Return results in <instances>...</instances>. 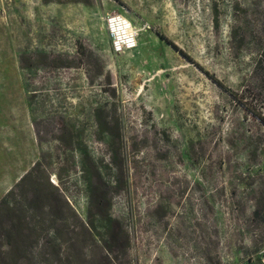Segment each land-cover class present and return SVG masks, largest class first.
Instances as JSON below:
<instances>
[{
	"label": "rangeland",
	"instance_id": "1",
	"mask_svg": "<svg viewBox=\"0 0 264 264\" xmlns=\"http://www.w3.org/2000/svg\"><path fill=\"white\" fill-rule=\"evenodd\" d=\"M113 12L151 26L134 49L114 51ZM252 110L264 0H0V199L40 160L86 219L97 169L130 237L118 264H241L264 246Z\"/></svg>",
	"mask_w": 264,
	"mask_h": 264
},
{
	"label": "trees",
	"instance_id": "2",
	"mask_svg": "<svg viewBox=\"0 0 264 264\" xmlns=\"http://www.w3.org/2000/svg\"><path fill=\"white\" fill-rule=\"evenodd\" d=\"M160 35L229 94L238 97L214 73ZM261 65L258 61L257 68ZM252 111L264 123V114ZM85 180L90 207L83 219L60 185L50 180L48 167L36 161L0 199V264H118L119 256H127L130 237L107 207L102 189L106 182L97 169Z\"/></svg>",
	"mask_w": 264,
	"mask_h": 264
},
{
	"label": "built area",
	"instance_id": "3",
	"mask_svg": "<svg viewBox=\"0 0 264 264\" xmlns=\"http://www.w3.org/2000/svg\"><path fill=\"white\" fill-rule=\"evenodd\" d=\"M106 20L112 38V47L116 52L134 49L138 45L140 32L151 29V26L147 22H144L141 26H137L126 13H110L107 15ZM120 25H124L126 27L125 30L129 31L130 34L119 32L117 28ZM241 264H264V246L260 247L256 252L249 254Z\"/></svg>",
	"mask_w": 264,
	"mask_h": 264
},
{
	"label": "bare ground",
	"instance_id": "4",
	"mask_svg": "<svg viewBox=\"0 0 264 264\" xmlns=\"http://www.w3.org/2000/svg\"><path fill=\"white\" fill-rule=\"evenodd\" d=\"M125 26L123 25H120L118 28H117V30L119 31V32H121V33H127V34H130V32L129 31H126L125 30Z\"/></svg>",
	"mask_w": 264,
	"mask_h": 264
}]
</instances>
